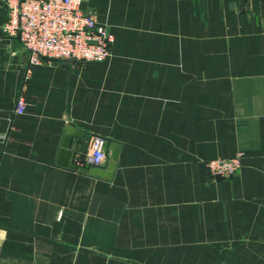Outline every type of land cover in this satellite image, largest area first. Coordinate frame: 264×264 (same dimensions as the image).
<instances>
[{
    "label": "crops",
    "instance_id": "1",
    "mask_svg": "<svg viewBox=\"0 0 264 264\" xmlns=\"http://www.w3.org/2000/svg\"><path fill=\"white\" fill-rule=\"evenodd\" d=\"M80 9L110 56L30 64L0 0V264H264V0ZM70 124L74 160L92 136L120 144L111 180L57 164Z\"/></svg>",
    "mask_w": 264,
    "mask_h": 264
},
{
    "label": "built area",
    "instance_id": "2",
    "mask_svg": "<svg viewBox=\"0 0 264 264\" xmlns=\"http://www.w3.org/2000/svg\"><path fill=\"white\" fill-rule=\"evenodd\" d=\"M8 20L2 34L19 38L29 54L30 64L51 60L80 63L103 62L110 56L112 37L95 15L80 9V0H5ZM25 111L23 89L14 114ZM108 142L92 136L89 150L74 160L76 168H101L108 161ZM212 177L231 178L241 167V156L208 160Z\"/></svg>",
    "mask_w": 264,
    "mask_h": 264
},
{
    "label": "water",
    "instance_id": "3",
    "mask_svg": "<svg viewBox=\"0 0 264 264\" xmlns=\"http://www.w3.org/2000/svg\"><path fill=\"white\" fill-rule=\"evenodd\" d=\"M71 62H74L75 60H69ZM86 136L84 132H81L79 130H76L72 124H70L65 132V135L63 137L61 147L59 149L58 153V160L57 164L61 165L67 169L70 170H77L78 172H81L83 174H88L89 176L104 179V180H111L120 150V144L109 139H105L109 143L108 147V161L105 168H76L74 165V156H75V147L77 145L72 143V138H77L78 140L83 139Z\"/></svg>",
    "mask_w": 264,
    "mask_h": 264
}]
</instances>
